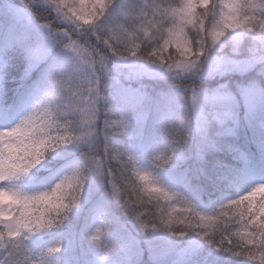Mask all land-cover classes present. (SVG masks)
<instances>
[{
	"label": "snow or ice",
	"instance_id": "snow-or-ice-1",
	"mask_svg": "<svg viewBox=\"0 0 264 264\" xmlns=\"http://www.w3.org/2000/svg\"><path fill=\"white\" fill-rule=\"evenodd\" d=\"M221 3L226 10L222 13L221 21H229L224 24V29H238L245 25L247 17L238 20L241 13V0H221ZM74 4L75 7L68 9L70 15L65 17L67 26L62 29H52L49 25L41 23L39 16L30 6L18 9L14 13L3 12V15L8 17L13 15L25 17L33 26L32 30L14 29L12 41L5 45L6 47L14 45L23 49L25 53L22 79L30 81V83L25 89L21 103L22 105L30 104L29 108L32 110L29 111L28 108L20 118V122L0 136V182H4L0 185L8 184L11 180H17L28 173L27 168L21 167L27 157L22 143L23 137L27 136L28 132L38 125L40 117L49 111L47 102L57 99V94L66 92L78 78L79 63L87 58L92 71L96 74L97 84H99L103 74L110 68L134 65L137 58L145 59L144 55H140L145 47L141 38H137L136 43L129 49L122 50L108 38L106 32L111 33L113 27L127 32L128 27L125 21H139L136 27L143 32V38L147 39L153 29L168 25L165 29L167 38L164 39L161 48L153 47L146 53V56L156 57V60H149V64L158 61L163 65L165 61L159 53L168 49L169 42L180 50L181 56H185L186 45L183 41L185 26H198L202 33L208 31L209 8L211 6L209 0H181V4L177 7H172L171 4L162 7L155 2L151 4L135 3L132 0L129 6L123 7L117 5V0H110L108 4H105L104 0H74ZM204 5L207 7L203 11H198ZM89 6L91 11L88 10ZM10 7L15 6L10 5ZM149 16L152 18L149 19ZM90 19H92V23H89ZM82 20L83 23H81ZM150 29L151 31H149ZM224 29L208 33L213 46L221 41ZM257 36L260 47L250 50V55L246 59L227 60L218 57L215 60V67L219 69L223 65H232L241 71L264 72V35L257 32ZM195 51L196 54H200L204 52V49ZM233 51H236L235 45ZM192 55L193 50L189 49L187 56L191 57ZM118 60L122 63L118 64ZM142 65L147 66L146 64ZM172 67L169 65V71H172ZM175 67L185 72H192L194 75L210 76L213 74L212 72L204 73L202 68L197 67L196 62L187 58ZM33 72H38L35 80H32ZM153 74L162 76V73L155 70ZM143 75L145 73H131L126 75V79H140ZM238 94L237 96L236 93H233L227 85H220L216 89L202 92L193 90L190 98L170 93L163 102V106L158 109L157 119L171 120L174 116L173 109L181 107H188L194 118L180 120L179 124L170 130L166 148L157 147L153 151L158 153L151 159L155 170L164 169L169 161L173 160L177 150L187 142L193 131L203 135L212 123L218 127H224L228 121L233 119L241 102L246 112L253 116L259 110L260 124L261 127H264V79H260V82L255 79L250 81L238 89ZM117 97L120 107L116 109L119 112V118L116 121L115 131L128 134L131 127L130 110L143 108L147 105L149 98L141 88H131L130 86L122 87ZM105 128V124H100L97 128L100 138L95 155V159L98 160L97 175L99 182L105 186L110 200L115 199L123 217L133 221L136 225L138 224L139 229L148 234L149 230L139 209L145 203L153 201L160 203L161 200L171 202L179 200L185 205L180 211L188 213L186 217L189 221L186 225L187 230L178 232L171 230L175 220L172 212L166 213L167 218H165V214H161L157 218L159 223L168 230L169 236L183 237L188 233H195L213 247L238 257H246L250 261L259 260V264H264V200L259 202L258 209H254L249 196H242L239 200L231 197L225 199L228 204L221 203L219 211L213 209V212L208 214L197 210L184 196L171 191V189L144 186L140 189L141 196L137 197L135 185L126 175L128 163L132 158L129 156L128 161L124 160L125 155L131 151L111 149L108 142L112 136L105 134L111 129L105 131ZM101 137L103 138L101 139ZM211 147L215 148L216 146L213 144ZM261 149L264 150V141L261 142ZM203 154L204 149L201 148L198 150L197 159L203 160ZM114 161H119L120 165L113 167ZM33 163H35L34 160ZM221 178L225 184L240 182L243 190L253 184H259L264 188V180L251 182L242 173L229 174L225 171L221 172ZM139 179L146 181L148 177L141 174ZM122 181L123 183H121ZM151 183L162 184L157 175ZM109 188H111V192ZM129 189L135 199L131 198ZM57 194V189L54 188L51 192L42 191L29 196L22 194L13 186H0V252L4 254V259L0 260V264H33L34 256L22 244V240L28 238L24 233L33 234L42 229L51 228L62 221L66 209L56 204ZM144 197H147V201ZM246 200L249 203L245 208L242 205ZM6 201L9 212L12 211L13 205L21 206L18 214L6 216ZM229 208L239 214V221H237L239 227L247 229L251 226L255 230L243 235L239 229L234 232L232 219L225 220L224 218L227 216L226 210ZM172 211L177 210L173 209ZM258 213L259 218L257 219ZM108 215V210L100 209L96 223L86 225L84 230L86 237L91 233L92 245L100 252L101 260L109 249H101L97 241L101 228L108 233L112 226V221L106 219ZM181 220L184 223V219ZM97 224L100 227H96ZM217 225H219L218 235L211 232ZM93 228L96 229L95 232L92 231ZM152 230H155L154 226ZM237 240L240 243H236ZM9 241L15 243L9 245ZM56 244H60V241H56ZM59 251L60 248L57 247L46 248L39 256V264H47L44 257ZM54 264H59V262L54 261Z\"/></svg>",
	"mask_w": 264,
	"mask_h": 264
},
{
	"label": "trees",
	"instance_id": "trees-1",
	"mask_svg": "<svg viewBox=\"0 0 264 264\" xmlns=\"http://www.w3.org/2000/svg\"><path fill=\"white\" fill-rule=\"evenodd\" d=\"M109 2L110 0H104L105 4ZM132 2L149 4L155 2L162 7L168 4L177 7L181 4V0H132ZM209 2L211 3V0ZM10 3H17L25 7L30 3V0H0V130L15 125L30 107V104L22 105L21 103L25 89L30 83V81L22 79L24 58L18 54V47L14 45L6 47L5 45L12 41V31L14 29L32 30L33 28L17 23L14 15L11 17L3 15L4 11L11 12L8 6ZM130 4L131 0H117V5L120 7L129 6ZM206 7L207 5H204L198 11H203ZM88 10H92L90 6ZM151 18L149 16V19ZM92 22V19H90L89 23ZM81 23H83V20ZM169 24H171V21H169ZM258 43L259 41H256V44ZM234 45L236 51H233ZM229 48L231 52L227 55L234 57L249 56L250 50L257 49L249 39L241 37L232 40L230 43L221 44L216 50V54L226 53ZM37 76L38 72H33L32 80H35ZM115 77L110 90L113 91L116 97L122 87L130 86L131 88H141L149 98L147 105L143 108L130 110L131 127L128 134L115 131L118 119L113 120L111 130L105 133L112 136L108 142L111 149L131 151L125 155L124 160L128 161L129 156L132 158L128 163L126 175L135 185H139L141 188L147 186L149 188L171 189V191L184 196L197 210L208 214H211L213 209L219 211L221 203L228 204L225 199L231 197L239 200L242 196H249L253 208L258 209L259 202L264 200V189L259 188V184L250 185L246 190H243L240 182L225 184L221 178V172L226 171L229 174L242 173L251 182L264 180V150L261 149V142L264 141V127H261L260 121H255L256 125L250 127L253 122H250L245 115L242 102L233 119L228 121L224 127H218L215 123H212L203 135L193 131L187 142L177 150L173 160L169 161L164 169L155 170V165L151 163V159L158 153L153 151L165 139L164 120L157 119L158 109L162 107L163 102L169 96L171 86L164 77L143 75L140 79H126L124 73H115ZM254 78L257 82H260L261 78L253 71L227 73L215 78L205 77L204 84L208 90L216 89L219 85H227L238 96V89L247 85ZM190 97L191 93H189ZM213 144L216 146L215 148L211 147ZM72 146L64 145L54 149L26 175L13 181L12 186L29 194L45 190L64 167L83 159L80 150L73 149ZM201 148L204 149L203 160L197 159L198 150ZM119 165V161L113 162V167ZM138 172L144 173L148 179L140 181L135 175ZM155 175L159 177L162 184L151 183ZM91 181L92 179L86 182L80 204L73 209L66 220L59 226L42 229L39 232L30 234L23 241L24 247L36 257L33 264H39L40 254L48 247H57L60 248V251L45 256L44 259L47 264H52L53 261H58L59 264H101L100 252L91 245V233L86 237L84 231L86 225L96 223V217L100 209L108 210L109 215L106 219L112 221L108 233L101 228L99 240L97 241L101 249H109L102 260V264H155L154 258L149 256L150 250L142 247V241L136 244L133 240L135 233L132 230V224L135 223L123 217L118 207L108 196L95 195L88 201H84V198L91 191ZM129 194L131 195V189H129ZM131 198L135 199V196L131 195ZM144 199L147 201V197H144ZM248 203L249 201L246 200L242 206L246 208ZM154 205L155 201L145 203L139 209L148 229L153 227L146 219L149 213L157 218L161 214H165V218H167L166 213L172 212L175 220L184 219V224L181 227L189 223L186 219L188 213L180 211L185 207L181 201L161 200L159 208ZM137 207L139 206L137 205ZM20 208L21 206L18 204L13 205L12 211L7 210L6 216L18 214ZM173 209L177 211L173 212ZM226 211L227 216L224 218L225 220L232 219L234 232L239 229L243 235L255 230L251 226L247 229L239 227L237 224L239 214L231 208ZM96 227H100V225L97 224ZM184 229L187 230L186 227ZM92 231L95 232L96 229L93 228ZM154 232L159 237H172L158 229ZM179 238L197 241L200 244L198 252L203 256L201 258L215 264L259 263V260L250 261L246 257H238L230 252L213 247L195 233H188ZM56 241H60V244H56ZM154 244L159 245V241L154 242ZM138 246H140L141 251H139ZM257 255L259 254L257 253ZM198 256L199 254L196 251L194 257ZM3 259L4 254L0 252V260Z\"/></svg>",
	"mask_w": 264,
	"mask_h": 264
},
{
	"label": "clouds",
	"instance_id": "clouds-1",
	"mask_svg": "<svg viewBox=\"0 0 264 264\" xmlns=\"http://www.w3.org/2000/svg\"><path fill=\"white\" fill-rule=\"evenodd\" d=\"M26 6H30L37 13L42 23L49 25L52 29H62L67 26L65 17L70 15L68 9L75 7V4L74 0H30V3ZM224 11L226 10L223 8L221 0H211L208 17L209 23L207 25L208 31L202 33L198 26H185V33L183 35V41L186 45L184 49L185 56H181L180 50L173 47L171 42H169L168 49L159 53L165 61L163 65L158 61L149 64L148 61L156 60V57L146 56V53L153 47L161 48L164 39L167 38V31L165 29L168 25L158 26L153 29L147 39L143 38V32L136 27L137 21H125L128 27L127 32L113 27L111 33L106 32L105 34L122 50L129 49L136 43L137 38H141L145 47L140 55H144L145 59L141 60L137 58L135 63L146 64L156 72L162 73V77L171 86L170 93L189 97V93L192 94L193 90L197 92L208 90L204 84V78L207 76L185 72L175 67V65L183 63L187 58L196 62L197 67L202 68L204 73H208L210 72V63L221 44H227L232 40L244 37L249 39L254 47H260V43L256 44V41H259L257 32L264 35V0H241V13L238 20L246 17L247 20L245 25L238 29H224V24L229 23V21H221ZM221 29H224V36L217 45L213 46L208 33ZM201 48L204 49V52L196 54L195 50ZM189 49L193 50L191 57L187 56ZM17 51L25 59L23 49L19 48ZM230 52L231 49L229 48V51L225 54H230ZM117 63L122 62L118 60ZM169 65L173 66L172 71H169ZM78 67V78L66 92L58 93L57 99L47 102L49 111L40 117L38 125L29 131L22 141L27 157L25 162L21 164V167L27 168L28 172L40 164L47 154H50L54 149L61 146L73 145L81 152L83 159L64 167L50 186L43 190V192H51L56 188L58 192L55 197L56 204L66 209L65 213H63L64 218L62 221L54 226H59L68 218L73 209L78 207L86 182L90 179L99 181L97 175L98 160L95 159L96 149L100 143L97 128L100 124H105V131H109L113 120L119 117V112L116 110L120 107L118 97L110 89L115 80L114 74L122 73L123 67L110 68L103 74L99 84H97L96 74L92 71L87 58L82 63H79ZM257 76L264 79V72H257ZM31 110L29 108V111ZM173 111L174 116L172 119L164 121L165 139L159 146L161 149L166 148L170 130L179 124L180 120L194 118L188 107L174 108ZM19 122L20 119L16 124ZM12 127H15V125L0 130V136ZM33 160L35 163H33ZM13 181L15 180H11L8 184H5V187L12 186ZM131 183L134 184L133 181ZM140 189L141 186L135 185V195L137 197L141 196ZM39 192L42 191L31 194L21 193L31 196ZM154 206L159 208L160 203L157 201ZM146 219L148 223L155 227V230L158 229L168 234V230L157 221V217L152 213H149ZM183 224L181 219L174 220L171 230L177 232L183 231L184 227H186V225L181 227ZM152 229L149 230L148 234L153 231ZM218 229L219 225L213 228L211 232L218 235ZM139 231L145 234L144 231L140 229ZM24 235L28 237L30 234L24 233ZM24 240H22V244ZM8 243L11 245L15 242L9 241ZM236 243H240V241L237 240ZM33 258L35 259L36 257ZM52 264H54V261Z\"/></svg>",
	"mask_w": 264,
	"mask_h": 264
},
{
	"label": "rangeland",
	"instance_id": "rangeland-1",
	"mask_svg": "<svg viewBox=\"0 0 264 264\" xmlns=\"http://www.w3.org/2000/svg\"><path fill=\"white\" fill-rule=\"evenodd\" d=\"M10 5H14L15 7H10ZM8 6L11 9V12H16L18 9H23L24 7L20 6V4L17 3H10ZM15 16V15H14ZM16 22L21 23L22 25L28 26L30 28H33V26L27 21L25 17L15 16ZM42 23V21H40ZM75 55V53H72ZM225 58L227 60H244L248 56L243 57H234L230 55H226L225 53L222 54H216L211 63H210V69L209 71L213 74L210 76H207L209 78H215L223 76L227 73H242L246 71H241L232 65H223L219 69L215 67V60L216 58ZM125 74V76L129 73H145L147 76L152 77H162L153 74L154 69L145 66L142 64H134L123 67V72L119 74ZM115 75V74H114ZM116 78V77H115ZM255 79V78H254ZM252 79V80H254ZM251 80V81H252ZM256 80V79H255ZM244 107V105H243ZM245 115L248 117L250 122H253L250 124V127L256 125L255 121H260L261 116L259 110H257V113L255 116H253L250 113H247L244 107ZM73 149H78L75 146H72ZM144 173L138 172L135 174L138 178L139 176ZM4 182H0L2 184ZM91 191L88 193L87 197L84 198V201H88L91 197L95 195H105L108 196L105 190V186L102 185L98 180L92 179L91 181ZM5 186V185H0ZM259 188H262L261 185H259ZM109 191L111 192V188H109ZM114 204L116 205L115 199H113ZM117 206V205H116ZM118 207V206H117ZM7 208V201L5 202V209ZM119 209V208H118ZM6 215H7V209H6ZM132 230L134 231L133 240L136 244H139L140 241H142V247L148 248L150 250L149 256L154 258L155 264H215L212 261L203 259L200 255V252H198V248L200 244L193 240V239H180L179 237H159L154 231H152L150 234H143L139 231V225L132 224ZM151 230V229H148ZM159 241V245H155L154 242ZM139 251H141L140 246H138ZM199 254L198 257H194L195 253ZM258 262L247 264H257ZM259 264V263H258Z\"/></svg>",
	"mask_w": 264,
	"mask_h": 264
}]
</instances>
